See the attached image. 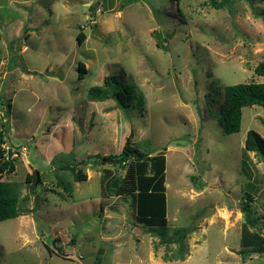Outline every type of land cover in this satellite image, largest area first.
Masks as SVG:
<instances>
[{
    "label": "rangeland",
    "instance_id": "obj_1",
    "mask_svg": "<svg viewBox=\"0 0 264 264\" xmlns=\"http://www.w3.org/2000/svg\"><path fill=\"white\" fill-rule=\"evenodd\" d=\"M232 2L0 0V129L15 159L4 181L22 212L0 222V264H264L240 254L247 192L264 215V162L248 153L243 165L264 109L245 107L238 133L220 126L225 88L264 82L254 73L264 0ZM108 76L132 91L130 109L89 97ZM128 141L166 156L167 243L137 220L131 194L102 193L125 176L108 157ZM72 162H85L86 181H74ZM182 228L191 232L173 243Z\"/></svg>",
    "mask_w": 264,
    "mask_h": 264
},
{
    "label": "trees",
    "instance_id": "obj_2",
    "mask_svg": "<svg viewBox=\"0 0 264 264\" xmlns=\"http://www.w3.org/2000/svg\"><path fill=\"white\" fill-rule=\"evenodd\" d=\"M208 1L214 9H222L233 4V0ZM77 40L82 45L86 40L85 33L81 32L77 36ZM78 71L80 80L84 79L88 73L83 63H79ZM254 73L264 78V61L255 67ZM128 92L129 90L124 88L115 76H108L102 85L90 87L88 95L92 100L100 102L114 100L119 108L128 110L132 106V91L131 95ZM224 94L225 101L220 109V126L227 135L240 132L242 111L245 107L259 106L264 109V82L230 85L225 88ZM139 102L143 105L142 96H140ZM7 110L10 112V104H8ZM7 134L3 124L0 129V222L16 219L22 215L16 187L4 181L5 175L15 171V159L12 157L14 152L5 148ZM135 151L141 156L133 155ZM245 151L246 156L243 165L246 169L249 160L248 153H254L258 160L264 162V135L254 130L248 131ZM108 158L114 166L125 169L126 173L124 177L109 178L102 188V193L107 196L131 194L136 206L137 220L148 227L147 229L153 236L160 237L161 241L167 243L166 156L164 154L152 156L151 152L144 154L135 146L130 147V141H128L120 155ZM72 163L71 170L74 174V181H86L87 175L81 174L77 169V165L85 164V162ZM33 180L37 182V176L27 177V181ZM254 200V196L247 192L246 200L241 205L244 223L241 229L240 254L244 258L254 253L264 254V215L258 216L253 211L252 203ZM190 232L191 230L188 228L178 229L172 242L181 243ZM182 252L183 248L179 249L174 254L173 260L181 259ZM167 258L168 256H165V259Z\"/></svg>",
    "mask_w": 264,
    "mask_h": 264
},
{
    "label": "water",
    "instance_id": "obj_3",
    "mask_svg": "<svg viewBox=\"0 0 264 264\" xmlns=\"http://www.w3.org/2000/svg\"><path fill=\"white\" fill-rule=\"evenodd\" d=\"M98 5H99L98 3H96V4H88L89 7H92V8H94V9H95ZM133 155L141 156V155H139L136 151L133 153ZM106 160H107V159H106ZM37 182H39V176H38V174H37Z\"/></svg>",
    "mask_w": 264,
    "mask_h": 264
},
{
    "label": "built area",
    "instance_id": "obj_4",
    "mask_svg": "<svg viewBox=\"0 0 264 264\" xmlns=\"http://www.w3.org/2000/svg\"><path fill=\"white\" fill-rule=\"evenodd\" d=\"M91 23L94 25V24H96L97 22L94 21V20H92ZM13 155H14V154H13ZM12 157H13V156H12Z\"/></svg>",
    "mask_w": 264,
    "mask_h": 264
}]
</instances>
